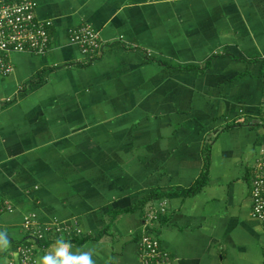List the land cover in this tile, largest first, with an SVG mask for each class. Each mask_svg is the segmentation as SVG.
Segmentation results:
<instances>
[{"label": "crops", "instance_id": "0c3cea01", "mask_svg": "<svg viewBox=\"0 0 264 264\" xmlns=\"http://www.w3.org/2000/svg\"><path fill=\"white\" fill-rule=\"evenodd\" d=\"M36 2L50 49L0 70V264L31 243L28 216L47 229L34 264L59 240L94 264H142L146 229L164 264H264L250 199L264 0ZM82 25L104 44L94 60L70 42Z\"/></svg>", "mask_w": 264, "mask_h": 264}, {"label": "built area", "instance_id": "2783aa9c", "mask_svg": "<svg viewBox=\"0 0 264 264\" xmlns=\"http://www.w3.org/2000/svg\"><path fill=\"white\" fill-rule=\"evenodd\" d=\"M36 8V0H0V70L4 75L10 74L13 70L11 62L7 60L9 54L31 52L43 55L50 49L48 26L51 23L38 19ZM70 42L78 45L82 53L91 60L100 57L103 53L104 44L99 32L89 25H82L72 31ZM262 80L264 83V73ZM261 112L264 120V100ZM250 176L252 216L264 227V143L259 147L250 165ZM151 210L149 215L147 212V222L150 227L151 221L155 219L154 213L157 212ZM33 222L34 218L28 216L23 224L24 229L31 234L28 240L31 243L42 240L47 232L46 228L34 226ZM31 243L26 242L20 247L16 264H34ZM139 249L142 264H164L168 260V253L161 248L157 234L151 230L146 229L140 237Z\"/></svg>", "mask_w": 264, "mask_h": 264}, {"label": "clouds", "instance_id": "9594fccd", "mask_svg": "<svg viewBox=\"0 0 264 264\" xmlns=\"http://www.w3.org/2000/svg\"><path fill=\"white\" fill-rule=\"evenodd\" d=\"M57 244L59 247L56 249L55 256H44L42 258L43 264H94V261L89 254L74 256L69 254V245L63 240L57 241ZM0 246H8V240L5 233H0Z\"/></svg>", "mask_w": 264, "mask_h": 264}, {"label": "trees", "instance_id": "16d2710c", "mask_svg": "<svg viewBox=\"0 0 264 264\" xmlns=\"http://www.w3.org/2000/svg\"><path fill=\"white\" fill-rule=\"evenodd\" d=\"M206 171H207V170H206ZM206 173H207V172L204 173L203 177L205 176ZM203 177H202V180H203ZM205 182H206V181H205ZM203 183H204V182L201 181V185H202ZM195 191H196V189H195V190H192V191H189L188 193H186V195H187V194H190V195H191V194H193ZM38 242H40V241H38ZM25 243H26V242H25Z\"/></svg>", "mask_w": 264, "mask_h": 264}, {"label": "bare ground", "instance_id": "6f19581e", "mask_svg": "<svg viewBox=\"0 0 264 264\" xmlns=\"http://www.w3.org/2000/svg\"><path fill=\"white\" fill-rule=\"evenodd\" d=\"M152 205V204H151Z\"/></svg>", "mask_w": 264, "mask_h": 264}]
</instances>
